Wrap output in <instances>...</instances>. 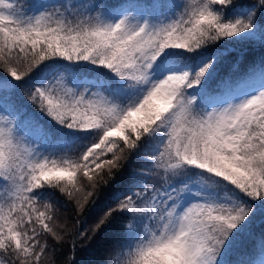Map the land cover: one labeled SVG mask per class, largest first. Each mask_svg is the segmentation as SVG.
Wrapping results in <instances>:
<instances>
[{
    "label": "snow or ice",
    "instance_id": "1",
    "mask_svg": "<svg viewBox=\"0 0 264 264\" xmlns=\"http://www.w3.org/2000/svg\"><path fill=\"white\" fill-rule=\"evenodd\" d=\"M0 264H264V0H0Z\"/></svg>",
    "mask_w": 264,
    "mask_h": 264
},
{
    "label": "trees",
    "instance_id": "2",
    "mask_svg": "<svg viewBox=\"0 0 264 264\" xmlns=\"http://www.w3.org/2000/svg\"><path fill=\"white\" fill-rule=\"evenodd\" d=\"M57 212V222L60 224L68 223L69 228L75 224L74 212L72 211V205L66 204L63 198L58 199V203L55 205Z\"/></svg>",
    "mask_w": 264,
    "mask_h": 264
}]
</instances>
